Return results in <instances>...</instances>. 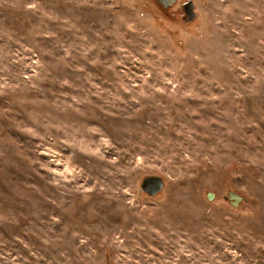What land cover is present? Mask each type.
<instances>
[{"label":"rangeland","instance_id":"1","mask_svg":"<svg viewBox=\"0 0 264 264\" xmlns=\"http://www.w3.org/2000/svg\"><path fill=\"white\" fill-rule=\"evenodd\" d=\"M0 264H264V0H0Z\"/></svg>","mask_w":264,"mask_h":264},{"label":"water","instance_id":"2","mask_svg":"<svg viewBox=\"0 0 264 264\" xmlns=\"http://www.w3.org/2000/svg\"><path fill=\"white\" fill-rule=\"evenodd\" d=\"M159 6L163 9L171 7L175 0H155ZM182 12L185 15L186 21L190 22L195 18V13L193 11V4L188 1L181 6ZM163 180L158 176H146L140 182V190L148 195L149 197H154L163 190ZM228 198L232 200V206L236 207L241 200V197L234 192H228Z\"/></svg>","mask_w":264,"mask_h":264}]
</instances>
